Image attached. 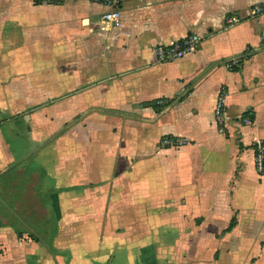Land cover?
Returning a JSON list of instances; mask_svg holds the SVG:
<instances>
[{
  "label": "crops",
  "instance_id": "obj_1",
  "mask_svg": "<svg viewBox=\"0 0 264 264\" xmlns=\"http://www.w3.org/2000/svg\"><path fill=\"white\" fill-rule=\"evenodd\" d=\"M257 6L123 0L112 29L91 0H0V264H264Z\"/></svg>",
  "mask_w": 264,
  "mask_h": 264
},
{
  "label": "built area",
  "instance_id": "obj_2",
  "mask_svg": "<svg viewBox=\"0 0 264 264\" xmlns=\"http://www.w3.org/2000/svg\"><path fill=\"white\" fill-rule=\"evenodd\" d=\"M94 3H98L107 8V11L102 15V23L112 29L119 28L122 25V11L121 5L123 0H91ZM264 12V8L257 6L253 10V14L259 15ZM240 22L237 16H231L227 20L228 26H234ZM203 40V37L199 34H191L179 38L168 45H161L155 48V54L158 63H170L177 60H181L193 53H195ZM242 63L240 58H234L228 63V68L233 69L239 67ZM167 102L161 100L159 105L165 106ZM215 116L219 124L226 123V102L224 95H221L215 107ZM249 119L246 120V124H250ZM182 142L174 138H164L162 141L163 146H176L181 145ZM255 166L258 174L264 173V142H258L255 148Z\"/></svg>",
  "mask_w": 264,
  "mask_h": 264
},
{
  "label": "trees",
  "instance_id": "obj_3",
  "mask_svg": "<svg viewBox=\"0 0 264 264\" xmlns=\"http://www.w3.org/2000/svg\"><path fill=\"white\" fill-rule=\"evenodd\" d=\"M43 1H48V0H37V2H43Z\"/></svg>",
  "mask_w": 264,
  "mask_h": 264
}]
</instances>
